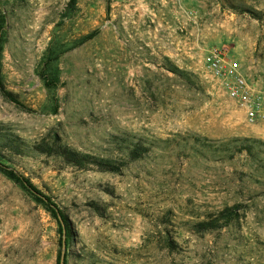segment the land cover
Segmentation results:
<instances>
[{"label": "rangeland", "instance_id": "rangeland-1", "mask_svg": "<svg viewBox=\"0 0 264 264\" xmlns=\"http://www.w3.org/2000/svg\"><path fill=\"white\" fill-rule=\"evenodd\" d=\"M69 2L0 0V78L18 100L0 83V141L15 136L27 152L0 148V161L69 216V264H264V123L249 124L202 62L206 50L224 47L245 63L258 60L264 76V0H78L72 14ZM94 31L61 57V83L46 89L37 67L49 43ZM54 133L125 165L80 170L29 149ZM235 138L250 139L255 155L218 151L239 148ZM138 142L148 151L132 161L128 148ZM236 203L244 208L231 226L192 229ZM59 251L55 219L0 171V264H57Z\"/></svg>", "mask_w": 264, "mask_h": 264}, {"label": "trees", "instance_id": "trees-1", "mask_svg": "<svg viewBox=\"0 0 264 264\" xmlns=\"http://www.w3.org/2000/svg\"><path fill=\"white\" fill-rule=\"evenodd\" d=\"M78 0H70L68 4V12L71 14L77 9ZM251 14L260 18L256 12H251ZM6 19H0V62L4 52L5 43L7 40L6 31ZM98 35V31H94L89 35L81 38L80 40L67 45L55 40H52L47 49L43 59L40 61L37 67V74L40 80L43 82L44 86L48 90H53L57 88L61 83V74L59 68V61L61 57L72 50L73 48L80 46L87 41L92 40ZM168 70L180 77L181 79L188 80V72L181 70L177 66L169 63L167 66ZM0 83L2 86L3 93L5 97L14 103H18L16 96L7 91L2 84L0 78ZM247 138H235L231 143H240L239 148H229L223 147L220 151L224 155L229 154L230 158L234 157L236 153H245L249 156H254L252 146H247V142H250ZM254 143H262L258 140H252ZM229 145V144H226ZM10 148V153L26 154V150L22 148V144L19 139L12 135H6L5 138H1L0 148ZM31 151L36 154L44 155L47 157H54L55 159L61 160L64 165L68 167L78 168L80 170L97 169L101 172H119L125 165L124 162L116 161L113 158H103L98 156H93L87 153L80 152L68 144L63 143L62 139L58 134H50L49 136L42 139L41 142L33 144L29 147ZM148 151L142 143H132L127 152V156L132 160L136 161L143 157L144 153ZM5 159L6 156L3 154V150L0 149V159ZM0 171L4 173L9 179H11L16 184L20 185L28 193H30L34 199L41 204L55 219L58 224L59 233V247L60 251L57 256V264H69L70 260V245L73 242V228L71 226V221L69 216L55 203L52 198L41 191L28 177L20 174L15 169L7 166L0 161ZM243 204L236 203L234 205H225L222 209L215 213H207L201 221L192 225V229L197 233H211L217 230L227 228L237 222L240 218L241 211H243ZM168 247L170 249L174 248V241L171 239L167 240ZM64 252V253H63ZM63 258V262H62Z\"/></svg>", "mask_w": 264, "mask_h": 264}, {"label": "built area", "instance_id": "built-area-1", "mask_svg": "<svg viewBox=\"0 0 264 264\" xmlns=\"http://www.w3.org/2000/svg\"><path fill=\"white\" fill-rule=\"evenodd\" d=\"M202 62L205 77L244 111L249 124L264 123V77L258 60L245 63L224 47H212Z\"/></svg>", "mask_w": 264, "mask_h": 264}, {"label": "crops", "instance_id": "crops-1", "mask_svg": "<svg viewBox=\"0 0 264 264\" xmlns=\"http://www.w3.org/2000/svg\"><path fill=\"white\" fill-rule=\"evenodd\" d=\"M258 73H259V71H258ZM262 75V74H261ZM257 76V75H256ZM264 77V76H263Z\"/></svg>", "mask_w": 264, "mask_h": 264}, {"label": "water", "instance_id": "water-1", "mask_svg": "<svg viewBox=\"0 0 264 264\" xmlns=\"http://www.w3.org/2000/svg\"><path fill=\"white\" fill-rule=\"evenodd\" d=\"M64 253V252H63ZM62 262H63V258H62Z\"/></svg>", "mask_w": 264, "mask_h": 264}]
</instances>
